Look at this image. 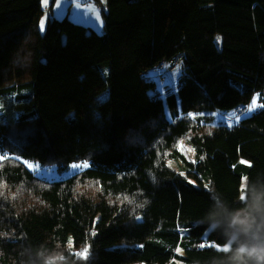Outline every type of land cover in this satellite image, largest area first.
I'll use <instances>...</instances> for the list:
<instances>
[{"label":"trees","instance_id":"16d2710c","mask_svg":"<svg viewBox=\"0 0 264 264\" xmlns=\"http://www.w3.org/2000/svg\"><path fill=\"white\" fill-rule=\"evenodd\" d=\"M54 2L42 32L43 0H0V264H260L264 0H106L101 34Z\"/></svg>","mask_w":264,"mask_h":264},{"label":"rangeland","instance_id":"374dc122","mask_svg":"<svg viewBox=\"0 0 264 264\" xmlns=\"http://www.w3.org/2000/svg\"><path fill=\"white\" fill-rule=\"evenodd\" d=\"M49 3L50 0H43L45 13L39 23V29L42 32L46 28L47 20L49 17V13H48ZM103 10L106 11V0H101L100 4H97L94 0H55V2L53 3L51 16L57 19H63L67 17L69 20L82 24L88 27L89 29L91 28L94 31L101 34L104 25ZM176 67L177 69L175 71H172V70H168L167 66H165L164 80H162L154 73L156 71L161 72L162 70L156 68H153L151 70V75L153 74L152 76L155 77V86L158 92L164 93L167 87L178 85V78L181 72V66L177 65ZM106 96H107V92H103L99 97L104 99ZM261 106L262 104L259 102L258 96L254 95L248 107L242 108L239 112H229L228 115L229 117H235L236 118L235 122H238L252 115ZM233 113L235 115H233ZM180 147L189 158L192 157L193 154L192 149L185 141H182L180 143ZM1 157L2 156H0V158ZM22 161L26 165V167L29 168L31 171H33L35 174L50 179H61L74 172L81 171L89 166V163L87 162H75L71 164L69 168H67L66 170H60L57 169L56 167H44L34 162L25 161V160ZM245 182L246 179L243 180V185H245Z\"/></svg>","mask_w":264,"mask_h":264},{"label":"built area","instance_id":"2783aa9c","mask_svg":"<svg viewBox=\"0 0 264 264\" xmlns=\"http://www.w3.org/2000/svg\"><path fill=\"white\" fill-rule=\"evenodd\" d=\"M181 64L182 66H184V63H183V58L181 56L177 57L176 59H171L170 61L167 62V69L168 70H173L178 64ZM157 68L159 70H162L160 75H157L158 77H160L162 80H164L165 78V66H163V64H160V65H156ZM155 66V67H156ZM154 67V68H155ZM183 77H180V79H182ZM144 79L146 81H152L154 82L155 81V77L152 76V75H149V72L148 71H145L144 72ZM179 84L180 82H178V85L177 86H173V87H167L165 89V92L164 93H161V92H158V91H155L153 93L150 94V97H155L156 99H162L164 98L165 96H169L170 93H173V91L177 88H179Z\"/></svg>","mask_w":264,"mask_h":264},{"label":"clouds","instance_id":"9594fccd","mask_svg":"<svg viewBox=\"0 0 264 264\" xmlns=\"http://www.w3.org/2000/svg\"><path fill=\"white\" fill-rule=\"evenodd\" d=\"M155 83V81L153 82ZM261 210L264 211V203L261 205ZM242 227L247 228V225H244ZM255 248V252L252 251V249ZM241 256H247L251 255L255 257L258 261H260V264H264V242L252 245V246H244V252L240 253Z\"/></svg>","mask_w":264,"mask_h":264},{"label":"bare ground","instance_id":"6f19581e","mask_svg":"<svg viewBox=\"0 0 264 264\" xmlns=\"http://www.w3.org/2000/svg\"><path fill=\"white\" fill-rule=\"evenodd\" d=\"M167 62L168 61H162L161 63H159L158 65H160V64H163V66H167L168 67V65H167ZM178 66H181V72H180V74H179V78H178V82H181L184 78H185V76H186V72H185V67L184 66H182L180 63L178 64ZM156 69H158L157 68V66L155 67ZM177 69V67H175L172 71H175ZM151 71V70H150ZM150 71H148V72H150ZM160 71H158V75H160ZM180 77H183L182 79H180ZM229 119H233L234 117H228Z\"/></svg>","mask_w":264,"mask_h":264},{"label":"crops","instance_id":"0c3cea01","mask_svg":"<svg viewBox=\"0 0 264 264\" xmlns=\"http://www.w3.org/2000/svg\"><path fill=\"white\" fill-rule=\"evenodd\" d=\"M154 73H155L156 75H158V71H156V72H154ZM149 74L151 75V71L149 72ZM155 74H154V75H155ZM152 75H153V74H152Z\"/></svg>","mask_w":264,"mask_h":264},{"label":"snow or ice","instance_id":"6c2138e0","mask_svg":"<svg viewBox=\"0 0 264 264\" xmlns=\"http://www.w3.org/2000/svg\"><path fill=\"white\" fill-rule=\"evenodd\" d=\"M233 115H235V114L233 113ZM237 119H238V117H237Z\"/></svg>","mask_w":264,"mask_h":264}]
</instances>
